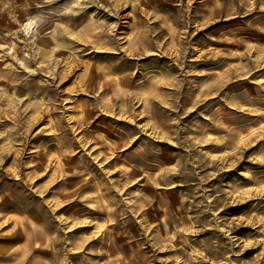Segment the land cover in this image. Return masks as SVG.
<instances>
[{
	"label": "rangeland",
	"instance_id": "obj_1",
	"mask_svg": "<svg viewBox=\"0 0 264 264\" xmlns=\"http://www.w3.org/2000/svg\"><path fill=\"white\" fill-rule=\"evenodd\" d=\"M0 264H264V0H0Z\"/></svg>",
	"mask_w": 264,
	"mask_h": 264
}]
</instances>
